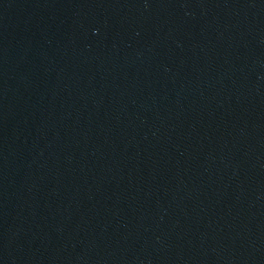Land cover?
Returning a JSON list of instances; mask_svg holds the SVG:
<instances>
[{"label": "water", "instance_id": "obj_1", "mask_svg": "<svg viewBox=\"0 0 264 264\" xmlns=\"http://www.w3.org/2000/svg\"><path fill=\"white\" fill-rule=\"evenodd\" d=\"M0 264H264V0H0Z\"/></svg>", "mask_w": 264, "mask_h": 264}]
</instances>
